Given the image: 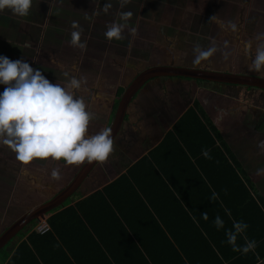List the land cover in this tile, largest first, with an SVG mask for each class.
<instances>
[{"label":"crops","instance_id":"1","mask_svg":"<svg viewBox=\"0 0 264 264\" xmlns=\"http://www.w3.org/2000/svg\"><path fill=\"white\" fill-rule=\"evenodd\" d=\"M105 5H110L107 11H104ZM125 11H131L132 15L122 30L121 39L107 40L103 35L104 31L113 22L123 23L120 15ZM230 21L236 24V30L229 27ZM144 25H148L149 28H145ZM130 28H134L135 31H129ZM144 29L148 30L144 33L142 32ZM72 31L80 32L79 39L84 42V48L69 44ZM262 33H264V0H128V3L122 6L120 0H33L27 17L16 16L7 9L0 12V54L10 59L27 60L30 66L39 68L42 75L52 83H58L63 78L67 80L69 77L79 79L81 76L88 82L87 79L91 77L92 87L87 88L85 92L87 94L90 92L92 98L82 96L87 110L94 114V118L87 126L86 134L89 135L105 127L109 128L112 122L115 112L112 108L120 97V88L117 87L111 93L107 81L111 79L113 69L127 66L126 63L122 65V62L125 61V57L127 59V54L124 53L127 51L126 44L129 38L131 41L129 49L135 47L139 48L140 52L165 53L176 46L186 49L185 52L191 53L190 55L194 57L199 50L188 42V37L192 38L196 44L198 40H204L207 47H212L213 44L214 48L219 50L224 48L222 44L229 43V39L240 38L241 35L246 36L244 39L246 41H241L240 45L247 47V42L251 39L256 41L258 34ZM236 47L232 46L229 52L224 51L229 53L228 56H225L223 51H219L218 54H221V57L219 58L218 55V60H214L209 67L210 70H225L221 64H229L228 69L245 68L247 61L242 57L248 56L240 54L239 48ZM120 50L123 53H120ZM150 66L156 65H146L143 68ZM49 69L54 71L53 76L47 74ZM228 69L224 72H229ZM78 70H82V75L78 73ZM65 72L68 73V77L64 75ZM105 79L106 82L102 84L105 83L103 86L106 91H110L109 95H93L94 88L98 85L94 82ZM147 82L150 86L141 87L144 90L141 89L142 91L136 93L127 106L122 122L123 126L126 124L133 127L131 137L125 140L121 138L122 149L109 154L110 164L101 166V162L95 163L78 187L81 188V194L91 193L124 173L150 149L158 146L166 133L172 131L175 123L180 121L179 118L183 113L191 108L200 120L217 134L215 145L222 142L225 144L227 152H224L228 160L230 162L233 160L237 164L240 174L251 185L252 195L258 196L264 203V181L259 177L262 172L257 174V169H264L263 126L256 123L253 125L254 130L258 131L253 137L241 136L240 132L246 129V126L240 127L238 134H234L231 127L233 123L238 126L241 124L239 115L250 114L255 109H260L259 112L263 113L261 118L264 117V90L252 86L179 76L155 77ZM119 85L118 80L116 86ZM3 87L4 85H0V91ZM78 94L79 89H76L75 95L78 96ZM254 100L259 104L263 102V105L256 104ZM184 127L185 129H182L184 137L192 139V143L188 142L190 151L195 152L197 147L203 146L198 142L200 138L196 133L200 126H197L193 120L191 128L185 124ZM122 128L121 125L119 131ZM253 128L251 127V131ZM175 136L177 137L176 134ZM132 142L133 145H131ZM165 148L175 150L169 146ZM183 149L186 150L187 156L165 158L164 161L160 159L159 164L163 167L165 174L167 173L162 177L164 176L167 181V177L177 180L178 176H185L183 179L187 183L190 178L198 182L199 190L195 189L194 193L198 198L201 197V201L192 208L201 215V212H207V210H203L206 198L204 185L197 179L202 171L199 163H195L200 152L196 156V154L192 155L187 148L183 147ZM0 150H3L1 146ZM172 152L178 156L176 151ZM184 157H188L197 166V177L196 173L191 172L190 166L184 167L187 165ZM180 162H182L181 168L175 170L174 167ZM142 171L140 169L137 173L142 174ZM187 191V188L183 189V195ZM171 195H174L173 192ZM186 195L190 197L191 193ZM159 219H161L160 216L151 211L146 227L154 231ZM201 232L203 236L206 234L203 227ZM248 233L251 235V231ZM202 234L194 233L192 238L191 235L186 234V239L179 243L180 246L173 242L170 247L165 242V235L164 242L160 244H163V248L167 249L171 256L175 255L171 253H175V250L179 254L184 252L186 256L184 254L181 256L185 261L190 256L196 260V264H216L219 259H222L221 264H229L234 256L232 252L235 250L227 243L226 235L217 238L211 234L209 242L204 244ZM247 241L249 240L246 239ZM254 242L255 247L249 250L257 256L253 264H264V255L258 256L257 253L258 241ZM235 243L237 246L240 243L237 236ZM237 252L239 257L244 255L240 260L243 263L247 253L239 250Z\"/></svg>","mask_w":264,"mask_h":264},{"label":"trees","instance_id":"2","mask_svg":"<svg viewBox=\"0 0 264 264\" xmlns=\"http://www.w3.org/2000/svg\"><path fill=\"white\" fill-rule=\"evenodd\" d=\"M179 120L158 146L150 149L124 173L101 188L86 195L80 194L73 202L49 211L46 231L39 233L31 228L25 233L20 231L18 235L21 238L12 244L11 249L5 248L9 242L0 249V264H196L190 256L185 261L181 256L184 252L179 254L175 250V253L171 252L174 256L169 255L160 244L164 242L165 235L169 247L173 242L180 246L186 234L191 238L194 233L201 235L203 227L206 234H202V241L205 244L211 234L218 238L225 236L226 230L232 231L234 221L247 224L246 229L237 233L238 246L244 245L246 239L258 241L257 253L263 256V201L252 195L251 185L242 177L237 164L233 160L230 162L225 155V144L215 145L217 134L200 120L193 109H187ZM193 120L200 126L196 133L200 138L198 142L203 144L195 152L188 146V142L192 143L191 137H184L182 131L184 124L191 128ZM183 147L192 155L197 156L200 152L195 163H199L202 171L197 179L204 185L206 198L203 210H207V220L192 208L201 201V197L194 193L195 189L199 190L198 182L190 178L187 183L183 179L185 176H178L177 180L167 177V181L162 177L165 171L159 164L160 159L187 156ZM202 150L208 152L207 157L202 155ZM172 151H176L178 156ZM183 159L187 164L184 167L190 166L197 177L194 162L188 157ZM181 165L182 162L177 164L175 170ZM140 169L142 174L137 173ZM186 188L192 198L186 197L187 193L183 195L182 190ZM172 192L177 198L171 195ZM151 211L161 218L154 231L146 227ZM217 215L223 221L220 228L214 224ZM237 251L232 252L234 256L229 264H253L257 259L252 251H248L242 263L240 260L244 255L239 257ZM221 263L222 259L216 261V264Z\"/></svg>","mask_w":264,"mask_h":264},{"label":"clouds","instance_id":"3","mask_svg":"<svg viewBox=\"0 0 264 264\" xmlns=\"http://www.w3.org/2000/svg\"><path fill=\"white\" fill-rule=\"evenodd\" d=\"M121 6L128 0H120ZM33 0H0V12L5 9L19 17H27ZM110 5H105L104 11ZM131 11L121 13L123 23L113 22L106 28L103 35L111 41L121 39L122 30L126 27ZM229 27L236 30V24L229 22ZM129 31H135L130 28ZM80 32L72 31L69 44L84 48L80 41ZM264 33L256 37L260 40L251 60L249 71L258 72L264 68ZM212 49L198 51L194 62L210 55ZM64 75L68 77V73ZM85 77H69L66 83H52L39 68H33L25 59H10L0 54V145L7 146L22 165L33 158H48L62 160L66 165H79L105 161L113 151V139L110 128L86 135L87 126L94 114L87 110L83 97L76 96L75 90L81 88ZM75 96V98H73ZM264 143V142H262ZM202 155L208 156L206 150ZM264 169H257V174ZM53 179H59V170L53 168L50 172ZM215 193L212 194L215 197ZM227 213L228 210L225 209ZM230 214V213H229ZM202 219L207 220V212H201ZM217 228L223 226L219 215L214 217ZM247 228L242 221L233 222V230L225 231L227 243L233 250L247 253L255 247L254 241H247L237 246L236 236Z\"/></svg>","mask_w":264,"mask_h":264},{"label":"rangeland","instance_id":"4","mask_svg":"<svg viewBox=\"0 0 264 264\" xmlns=\"http://www.w3.org/2000/svg\"><path fill=\"white\" fill-rule=\"evenodd\" d=\"M173 25L175 24L173 23ZM144 27L149 28L148 25H144ZM137 30L141 31L140 28H137ZM147 30L148 29H144V31L142 30V32L145 33V31ZM245 38L246 36L241 35L240 38L236 37L233 39H229L228 44H225V43L222 44L224 48H220L219 50H217L216 48H214L213 44H212V47H207L208 45L206 44L204 40H198L196 44L193 42L192 38L188 37L187 38L188 42L196 46L197 50L204 51V50L212 49L210 55H208L207 57L201 58L199 62H194V57L190 55L191 53L185 52L186 49L183 50L182 47L181 48H177L176 46L172 47V49H169L168 52H165V53L163 52L156 53V52H150V51L140 52L138 50L139 48L136 49L135 47L129 49L130 42H131L129 41L130 39L129 38L126 44L127 51L124 53L125 55L127 54V59L125 57V61L122 62V65L123 63L124 64L126 63L127 66L122 67V68L113 69L112 71L116 73L111 72V79H108L107 85L110 86L111 93H113L117 87L120 88L119 95L121 97L127 85L133 80V78L142 69H144L143 67L146 65H172V66H181V67H187V68H200V69L210 70L211 69L209 68L210 65L213 64L215 59L218 60V55H219V58L221 57V54H218V52L219 51L220 52L223 51L222 53H224V51L229 52L232 46L233 47L238 46L236 47V48H239L238 52L240 54H246L248 56V57L246 56L242 57L245 61H247L246 67L245 68L233 67L231 69H228L229 64H221V67H223L225 70L220 69V70H215V71L223 72V71H226V69H228L229 72H234V73H239V74H249V75H254V76L259 75V77L264 78V76L262 75L264 74V68H262L258 72L249 71L251 60L255 55L256 47H257V44L260 43V40H258L257 38H256L257 39L256 41H254V39H251L250 40L251 43H249L250 41L246 43L247 47H244V46L241 47L240 42L246 41L244 40ZM237 41H239V43ZM119 52L123 53L122 50H120ZM224 54L225 56H228L229 53H224ZM53 73L54 71L52 69H49L47 71V74L49 76H53ZM78 73L82 75V70H78ZM67 80L63 78L58 83H66ZM87 80L88 82L85 81L82 84L81 88H79L78 96L92 98V94L90 92L87 94L85 90L87 88L92 87L93 80H91V77H89V79ZM118 80L120 81V85L116 86ZM102 82H106V79L103 81L94 82L96 85L97 84L98 85L96 86V88H94L93 95H96V96L98 95L108 96L109 95L110 91H106L104 89L105 86L103 85L105 83L102 84ZM144 86L149 87L150 83L146 82L142 86V88H144ZM240 86H243V85H240ZM142 88H140L139 92L144 90ZM260 90L263 91V89H260ZM119 98H117V102L114 108H112V111L116 110ZM254 102H256V104H259V102H257L256 100H254ZM259 105H263V102H260ZM259 110L260 109H255L254 112H250L251 115L250 114H246L244 116L239 115V118L241 120L239 122H241V124L238 126V124L233 123L231 126L234 134H238L240 127L246 126L245 127L246 129H243L240 132L241 136L242 137H245V136L253 137L258 132V131L256 132L253 128V125L255 123L258 125H262L263 130H264V117L261 118L263 113H260ZM122 127L123 128L120 131H118L113 138V151L110 154L122 149L120 146L121 138L122 140H125L131 137V134H132L131 130L133 129V127L128 126L126 124L124 126L122 124ZM251 127L253 128L252 131H251ZM250 131L251 133H249ZM86 135H89V134H86ZM232 136L235 137V135H232ZM255 141H258V140H255ZM133 144L134 143L132 142L131 145ZM0 146H1V149H3V150H0V233H1L8 225H10L22 213L32 208L33 206H36L40 204L41 202L47 200L48 198L52 197L53 195H55V193H57L65 185H67V183L73 178V176L79 170L82 163L79 165H75V164L66 165L62 160L54 161L50 157H48V158H33V160H31L27 164L22 165L20 162H18L15 159L14 153L10 151V149L7 146H2V145ZM57 162H58V165H56ZM262 162L264 163V159ZM108 164H110L108 158L105 161L100 163L101 166L102 165L106 166ZM259 164L260 163H258V167H260ZM56 167L59 170V174H60L59 179H53L50 176L51 170ZM259 177L262 181H264V172H262L259 175ZM80 194H81V188H78L69 198L64 200V202L61 205L67 202H70L72 199H75ZM39 220L40 218L33 220V222H30L25 227V229L21 230V232L25 233L26 231L29 230V228L35 226L39 222ZM20 238H21V235L14 236L11 239V241L6 245L5 248L11 249L12 244L19 241Z\"/></svg>","mask_w":264,"mask_h":264},{"label":"water","instance_id":"5","mask_svg":"<svg viewBox=\"0 0 264 264\" xmlns=\"http://www.w3.org/2000/svg\"><path fill=\"white\" fill-rule=\"evenodd\" d=\"M164 76H179L200 80H208L213 82L231 83L257 87L264 90V78L249 74H239L233 72H222L214 70H205L199 68H187L172 65H156L150 66L141 70L133 80L124 89L119 101L117 103L116 110L113 115L112 122L109 126L111 129L112 139L119 131L122 122L125 117L126 109L131 99L136 95L140 88L150 79L155 77ZM95 161L88 163L84 162L73 178L59 190L55 195L41 202L40 204L33 206L24 213H22L17 219H15L10 225H8L0 233V249L11 241L21 230L33 220L37 218L46 217L47 213L54 210L61 205L64 200L69 198L79 187L82 180L87 176L89 171L95 165Z\"/></svg>","mask_w":264,"mask_h":264},{"label":"built area","instance_id":"6","mask_svg":"<svg viewBox=\"0 0 264 264\" xmlns=\"http://www.w3.org/2000/svg\"><path fill=\"white\" fill-rule=\"evenodd\" d=\"M31 229H33V230H35L37 232L46 231L48 229V224L46 222V218L45 217L44 218H40L39 222L35 226L31 227Z\"/></svg>","mask_w":264,"mask_h":264},{"label":"flooded vegetation","instance_id":"7","mask_svg":"<svg viewBox=\"0 0 264 264\" xmlns=\"http://www.w3.org/2000/svg\"><path fill=\"white\" fill-rule=\"evenodd\" d=\"M223 72H224V71H223ZM219 83H222V82H219ZM238 85H239V84H238ZM244 86H246V85H244ZM31 222H33V221H31ZM17 235H18V234H17ZM17 235H16V236H17Z\"/></svg>","mask_w":264,"mask_h":264}]
</instances>
